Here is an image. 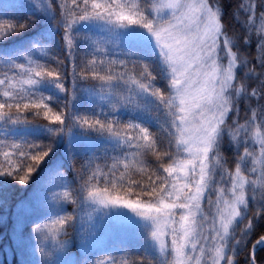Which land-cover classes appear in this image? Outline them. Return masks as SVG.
Masks as SVG:
<instances>
[{"label": "snow or ice", "instance_id": "1", "mask_svg": "<svg viewBox=\"0 0 264 264\" xmlns=\"http://www.w3.org/2000/svg\"><path fill=\"white\" fill-rule=\"evenodd\" d=\"M241 9L255 63L229 36L220 0H34V19L0 20V185L40 175L33 207L43 222L31 231L53 242L42 255L60 254L50 264H116L102 253L136 245L144 255L132 264H240L241 252L264 264V0ZM81 39L92 59L77 72ZM43 41L62 46L70 72ZM101 159L107 172L94 167ZM107 208L127 209L115 215L134 230L98 233L92 213Z\"/></svg>", "mask_w": 264, "mask_h": 264}, {"label": "trees", "instance_id": "2", "mask_svg": "<svg viewBox=\"0 0 264 264\" xmlns=\"http://www.w3.org/2000/svg\"><path fill=\"white\" fill-rule=\"evenodd\" d=\"M223 10V23L227 26V32L229 36L238 42L240 46V51L242 54L248 56L249 59H252L253 63L254 57L256 55L255 48V36L253 35L252 44L249 46H242V38L246 35V28L244 27V21L246 20V13L241 9V5L246 2V0H220ZM33 3L34 0H0V20H25V19H34L33 15ZM259 24V20H257ZM82 35V34H81ZM30 34H26L24 37H21L22 40H27ZM95 38V37H94ZM13 42L10 41L9 44ZM45 47L48 50L49 56H55L58 60L64 61L67 65V71H71V62L67 59L63 48L60 44L48 45V41H43L40 45ZM50 49V50H49ZM85 42L83 39L79 41V46L77 51L74 53L76 56L77 68L76 71L80 72L85 68V65L88 64L89 60L92 59L91 56H86L84 54ZM235 50V49H234ZM41 54L36 53V56L39 57ZM251 66V65H249ZM53 69L56 68V65H52ZM241 73L245 69L240 70ZM129 74L136 75L137 73L132 70V66L129 65ZM96 83L95 81L88 80L81 82L82 87H88ZM164 81H159L157 86L163 87ZM68 85H71V79L68 81ZM48 95V93H45ZM58 104H52L54 111L59 112L63 108L64 101L66 97L63 94H60ZM98 99V98H97ZM252 105L255 106V101H251ZM246 101H240V112H239V123L243 124L247 119L250 112L247 111L245 107ZM87 105H84L81 108L83 113ZM235 116V113H233ZM124 120L129 119V117L124 116ZM39 120L43 124L49 123L48 120L44 119L43 116L39 117ZM231 123V121H229ZM152 132L157 133L160 136H165L166 134L162 130H158L156 127H151ZM6 142H15L20 143L19 140H11L9 138ZM45 142H47L45 140ZM243 152V148H241ZM225 154L228 157L229 166L234 167L235 159L234 154L228 148L225 149ZM100 155V153H97ZM114 155V154H113ZM83 154H79L76 160L77 166L83 163L82 159ZM59 159H63L60 154H57ZM113 163L112 160H108L107 164L110 166ZM105 164L103 159L95 162L94 167L97 165L101 166V170L104 172L108 171L107 167H102ZM248 166L252 167L251 161L248 162ZM63 167L69 174L71 178L72 168L67 160H63ZM124 171L123 165L119 167L116 175L119 176L120 172ZM135 172V170H132ZM132 179L140 180L141 175L135 173L132 176ZM40 175H37L36 179L30 186H21L18 183H5L0 185V264H50L51 261H58L60 259L59 253H53L51 256H44L39 252L40 247H44L46 251L50 250V246L53 243L51 240L41 241L36 239L35 235L31 231V226L34 222H43V212L39 209H34V198L37 195V188L39 186ZM143 181H147V174L143 176ZM214 194L212 195V197ZM73 206L69 205L68 211H72ZM91 209H83V213L90 212ZM251 215V212H249ZM85 221H87V216L85 215ZM91 223L96 226V230L101 235L104 234V231L109 228L110 224L105 221L103 218L100 219L96 216V212L92 213ZM246 223V221H245ZM87 226V224H86ZM243 227V224L239 226ZM134 229H130L124 234H130ZM260 229H257V232ZM239 232V228H237ZM121 236V231H119ZM115 236H108L116 237ZM258 238L257 234H253L252 239L249 241V249L251 244ZM23 244V247L21 246ZM138 245L133 246L129 252H122L113 250L111 247L105 253H102V256H107L109 258H115L116 264H132V261L137 259L139 256L144 255L143 249L140 248L137 251ZM244 251H248L245 249ZM73 259L78 258L79 250L76 246H70V251L68 252ZM257 256H264V250H260L256 253ZM240 264H245L247 257L244 255V252L240 253ZM147 264V261H146Z\"/></svg>", "mask_w": 264, "mask_h": 264}, {"label": "rangeland", "instance_id": "3", "mask_svg": "<svg viewBox=\"0 0 264 264\" xmlns=\"http://www.w3.org/2000/svg\"><path fill=\"white\" fill-rule=\"evenodd\" d=\"M226 63V61H225ZM213 199L215 198L214 196L212 197ZM118 211H123L127 212V209H112V208H107L103 209V211L96 212V216L100 219H104L107 221L110 226L104 231L103 236L106 238L107 235L109 236H115L118 235L120 236L119 231H121V235L125 232H127L130 229H134V226L128 224L122 217H118L115 215L116 212ZM106 213V214H105ZM210 264V261H209Z\"/></svg>", "mask_w": 264, "mask_h": 264}]
</instances>
